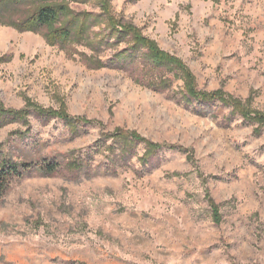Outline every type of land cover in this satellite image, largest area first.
<instances>
[{
  "label": "rangeland",
  "instance_id": "obj_1",
  "mask_svg": "<svg viewBox=\"0 0 264 264\" xmlns=\"http://www.w3.org/2000/svg\"><path fill=\"white\" fill-rule=\"evenodd\" d=\"M57 2L98 16L92 31L108 32L100 0ZM108 3L115 19L180 57L199 89L264 112V0ZM126 46L105 45L101 57ZM82 52L99 54L0 21L2 104L83 119L72 126L31 110L0 126V161L35 165L0 196V264H264V128L219 101L188 99L181 79L155 90L122 68L91 67ZM118 130L186 150L145 161L146 145ZM76 156L85 168L66 166ZM46 162L63 167L47 175L38 170Z\"/></svg>",
  "mask_w": 264,
  "mask_h": 264
},
{
  "label": "trees",
  "instance_id": "obj_2",
  "mask_svg": "<svg viewBox=\"0 0 264 264\" xmlns=\"http://www.w3.org/2000/svg\"><path fill=\"white\" fill-rule=\"evenodd\" d=\"M58 0H0V21L15 27L19 31H33L42 33L50 45H59L67 48L71 42H77L90 48L98 55L81 53L85 62L94 68L112 66L122 68L140 83L147 84L155 90H166L171 88L173 79H181L184 85L185 97L202 102L219 101L222 105L232 108V113L240 115L244 120L255 123L258 129L264 128V112L253 109L252 101L228 95L225 91L201 90L193 71L178 56L162 49L159 44L146 36L142 29L132 22L126 23L115 19L109 11L108 0H100L104 9V22H109L108 32L92 31V26L100 18L87 13H72L66 4ZM103 14V13H102ZM92 32V33H91ZM114 39L113 41H111ZM122 42L127 43L124 49L116 50L113 57L104 60L101 52L104 46H116ZM173 76V77H172ZM135 79V77H133ZM170 80V81H168ZM36 111L39 115L50 117H61L72 126L83 120L71 116L65 109L54 110L31 103L27 108L18 110L7 109L0 101V126L10 118L24 119L31 112ZM116 135H129L135 143L146 145V154L143 160L150 161L154 155L164 148L183 149L178 144L157 143L142 137L137 132H125L118 130ZM87 158L76 156L66 166L71 170L85 168ZM34 164L28 160L22 162L12 161L3 157L0 161V196L6 193L10 179H21L26 173L34 169ZM44 174L53 175L63 167L58 162H46L38 166ZM210 207L216 223L221 222L219 204L210 201Z\"/></svg>",
  "mask_w": 264,
  "mask_h": 264
}]
</instances>
